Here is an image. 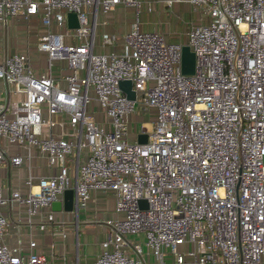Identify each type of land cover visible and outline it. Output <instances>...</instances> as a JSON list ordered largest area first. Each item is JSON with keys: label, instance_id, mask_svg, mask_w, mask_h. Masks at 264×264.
Returning a JSON list of instances; mask_svg holds the SVG:
<instances>
[{"label": "built area", "instance_id": "obj_1", "mask_svg": "<svg viewBox=\"0 0 264 264\" xmlns=\"http://www.w3.org/2000/svg\"><path fill=\"white\" fill-rule=\"evenodd\" d=\"M188 1L209 22L191 26L185 43L136 20L122 50L103 53L97 14L118 4L139 13L140 0H0V23L40 15L46 30L35 49L48 59L37 73L28 52L0 49V82L14 96L0 103V168L21 167L19 149L35 148L55 169L29 175L26 193L0 181V264L46 262L35 241L4 243V208L17 203L32 221L68 188L76 215L93 190L112 193L121 215L105 220L110 232L93 264H149L128 239L137 235L155 264L167 255L171 264H264V0ZM68 12L78 27H68ZM112 41L102 36V45ZM183 45L195 55L191 74L181 70ZM64 64L62 86L50 71ZM137 111L153 115L133 134ZM54 220L45 213L39 229L53 232Z\"/></svg>", "mask_w": 264, "mask_h": 264}, {"label": "crops", "instance_id": "obj_2", "mask_svg": "<svg viewBox=\"0 0 264 264\" xmlns=\"http://www.w3.org/2000/svg\"><path fill=\"white\" fill-rule=\"evenodd\" d=\"M150 7H156V11L143 18L146 30H156L161 32L168 42L185 43L187 32L193 25L205 24L209 22V17L202 11L195 10L188 0H176L171 6L166 5L165 0H144ZM194 11L198 15V21L192 22L190 26H180L179 19L183 10ZM172 10V13L168 12ZM135 13V16L133 15ZM174 14V19H171ZM93 19L92 14L89 15ZM139 20L138 12L134 6L118 4L108 12H99L96 16V51L97 52H120L123 48V37L132 24ZM142 21H138L140 26ZM194 23V24H193ZM68 25V24H67ZM53 31L57 30L54 26ZM141 29V28H140ZM46 28L42 25L40 15L31 16L24 19L21 16L9 18L6 23H0V49L2 55L16 52H28L29 57L36 68L37 73L46 71L45 60L47 55L39 53L35 49L38 35L44 33ZM113 37L110 44L102 45V36ZM62 70V72H60ZM52 76L60 82L62 86L66 84L64 75L68 73L67 66L58 65L51 69ZM14 96L8 93L5 83L0 82V103ZM140 116L133 115L131 130L137 125ZM136 118V119H135ZM19 152L25 155V161L21 167H2L0 168V181L10 186L18 188L26 193L29 188L25 180L29 175L40 177L53 174L54 168L47 165L45 157L35 148L30 150L20 148ZM62 200V197H60ZM115 198L110 192L93 190L85 206V210L78 212L72 211L55 212L51 208L36 215L32 221H27L23 207L17 203H11L4 208L8 217V228L4 236V243L9 246L21 245L29 247L30 241H35L34 250L46 257L45 264H93L96 255L100 252L101 241L109 234L110 227L105 224V220L119 218L121 215L114 210ZM53 212L54 222L49 227L53 230H40L39 223L41 216L47 212ZM65 233V236L62 235ZM130 241L140 242L145 252V258L149 264H155V257L147 251L144 244V236H129ZM172 257L167 255L165 264H171Z\"/></svg>", "mask_w": 264, "mask_h": 264}, {"label": "water", "instance_id": "obj_3", "mask_svg": "<svg viewBox=\"0 0 264 264\" xmlns=\"http://www.w3.org/2000/svg\"><path fill=\"white\" fill-rule=\"evenodd\" d=\"M67 24L70 28L78 27V19L74 12L67 13ZM195 68V55L190 50L188 45L182 46V56H181V70L184 74H191L194 72ZM120 88L126 94L129 99L135 98V92L131 89V80L120 81ZM147 141L146 133H139L137 135L138 143H145ZM143 203V201H141ZM51 209L55 212L72 211L74 209V189L68 188L63 192L62 200H56L52 202Z\"/></svg>", "mask_w": 264, "mask_h": 264}, {"label": "rangeland", "instance_id": "obj_4", "mask_svg": "<svg viewBox=\"0 0 264 264\" xmlns=\"http://www.w3.org/2000/svg\"><path fill=\"white\" fill-rule=\"evenodd\" d=\"M140 1H141V7H140L139 13H138V18H139L138 21L139 22L142 21L141 24H140V28H141V30H145V28H147V26L145 25V22H143V18L145 19V17H146V19H147V16L149 14H152L153 12L156 11V7H155V5L154 6L152 5L151 9L148 10L147 2H145L144 0H140ZM168 12L172 13V10H168ZM196 14L197 13H195L194 11H191L190 12L187 9L186 10H183V13H182L181 17L178 20L179 21L178 22L179 25L180 26H184V27L186 26L187 27V26H190V24L192 22H197L199 18H198V15H196ZM133 15L135 16V13L134 12H133ZM174 17H175V15L174 14H171V19L172 18L174 19ZM146 31H151V30H146ZM47 62H48V59L45 60V64H47ZM57 66L58 65H54L52 68L57 67ZM142 113H144V112L137 111L135 113L136 116H140L139 119H136L135 118L137 120V125H139V127H140V124H141V122L143 120H146V121L147 120H150L151 117H152V115H153L152 112L146 113L149 116H147L145 113L144 114H142ZM132 133L134 134V130L132 131ZM84 210H85V207L84 208H81L79 210V212H82Z\"/></svg>", "mask_w": 264, "mask_h": 264}, {"label": "bare ground", "instance_id": "obj_5", "mask_svg": "<svg viewBox=\"0 0 264 264\" xmlns=\"http://www.w3.org/2000/svg\"><path fill=\"white\" fill-rule=\"evenodd\" d=\"M147 127L149 126L150 127V124L147 122L146 124H145Z\"/></svg>", "mask_w": 264, "mask_h": 264}]
</instances>
